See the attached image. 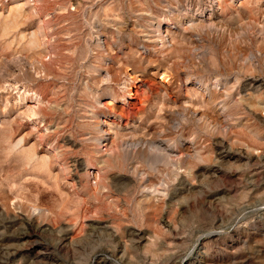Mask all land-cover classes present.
<instances>
[{
  "label": "rangeland",
  "instance_id": "374dc122",
  "mask_svg": "<svg viewBox=\"0 0 264 264\" xmlns=\"http://www.w3.org/2000/svg\"><path fill=\"white\" fill-rule=\"evenodd\" d=\"M263 42L264 0H0V264H264ZM123 72L130 96L106 81ZM8 81L39 115L7 107ZM189 106L225 131L183 121Z\"/></svg>",
  "mask_w": 264,
  "mask_h": 264
},
{
  "label": "bare ground",
  "instance_id": "6f19581e",
  "mask_svg": "<svg viewBox=\"0 0 264 264\" xmlns=\"http://www.w3.org/2000/svg\"><path fill=\"white\" fill-rule=\"evenodd\" d=\"M244 2L247 3V0H244ZM164 27H166V28L164 29ZM170 29H171L170 28V25L169 26L168 25L166 26V24L164 22H159L158 23V25L156 27V31H155L156 36H157L156 45H159V48H158L159 51H161V50L164 49V50H169V53L171 51V53H174L175 54L176 52H174V51H177L178 48L175 46L176 44L173 42V40H174L173 31H171ZM260 48L262 49L261 54L264 57V45L262 44L260 46ZM159 54H161V53H159ZM190 59H189V63H190L189 65H192V66L195 67V64H194L193 60L192 59L190 60ZM175 65L176 64L173 65V63L172 64H168V62L165 61V63L163 64L162 71L160 73H158V74L163 75L162 76V81H164L165 84H172V82L173 83L178 82V79H179V70H178V67H176ZM24 67H26V69H27L28 76H35V74H36L35 68H32L31 66L27 67V65H25ZM142 69H144V68H142ZM41 75H42V73H41ZM189 80L190 79H188V78L185 79L186 82H188ZM106 81H108L107 82L108 84H111V83L115 84L116 87H117V89L119 91L124 92L125 94H127L129 96L132 95V92L131 91H132V88L133 87H131L130 83H134L133 82L134 81V77H132L129 73L123 72V77H120L119 74H117V73L112 74V75H110V76L107 77V80ZM216 83L219 84L217 81H216ZM196 84L197 85H202V81L200 79H196L195 85ZM8 88H11L13 91H15V93L17 95V102H14V103H11V104H8L7 103L6 105H7V107H10V109L14 113H16L17 117H20V118H29V117H36L37 115H39V103L41 105V101H40V96L39 95H37L35 93H33V94L30 93L29 94V91H26L25 89H22V87H19L18 85H16V82H14V81H8V83H7V89ZM224 91H225V89H224ZM113 98H111L112 101L109 102L110 105L113 104V100H114ZM161 98H162L163 105L167 107L168 102H167L166 92H164V94L161 96ZM42 104H44V103H42ZM223 107H225V105H223ZM2 115H3L2 116V119H3L2 124L8 125L9 124V120L6 119V116H5L6 113H3ZM179 116L185 122H197V123H200V125L202 124L204 129H207V130L209 129L211 132L214 133V135L218 134L223 129V128H221L222 126L220 127V123L219 122L213 121V120L210 121L208 114H206L205 112H202V110H200V108H194L193 106L192 107L189 106L187 108H184L181 112H179ZM231 120H233V119H231ZM98 125H99V123H98ZM98 125H97V127H95V130L97 132H101L102 130H100V128H99L100 126L98 127ZM231 127H234V126L233 125H229V126H227L225 128V129H228L227 132H226L227 135L230 133V128ZM203 128H201V126H200V129H203ZM206 133H207V131H206ZM21 141H22V139L18 140L17 144H15L14 146L16 147V145H18ZM139 144L140 143L136 144V143L130 142L128 144L126 143L123 148L126 149V150H134L135 148L140 147ZM14 146H13V148H15ZM147 149L154 156H159L161 154V155H164L165 158L168 159V162L169 161L172 162L170 160V158H172V157H170V155L167 154L166 149L163 148V147H161V145L160 146H150ZM28 155H29V153H28ZM186 157L189 158V159H192V160H197L199 158V156L197 154H188V153L185 155V159H186ZM36 159H38V158L37 157L33 158V160H36ZM181 159L182 160H180L176 164L174 163V167H175V169L177 171H179L180 169H182L181 164H182V162L184 160H183V158H181ZM134 173L136 175L139 174L138 171H134ZM183 173H184L182 175L183 177H186L187 176L191 180L193 179L192 173L190 171L184 170ZM180 175H181L180 172H178L177 175H174L173 176V182L179 181ZM167 192H168V186L163 183V184H161V188L158 191H156L155 194H156V196H166L167 195ZM12 204L14 206L17 205L16 202L15 203H12ZM19 205L22 206V208L24 207V210L27 211L29 215L31 214L30 213V210H34V211L40 210L37 207H34V206L32 207L30 205H21L20 203H19ZM13 208H15V207H13ZM27 220L29 221L30 218H27ZM29 227L31 229H33L34 231L37 230V229H39L38 226L35 227L32 223L29 225Z\"/></svg>",
  "mask_w": 264,
  "mask_h": 264
}]
</instances>
